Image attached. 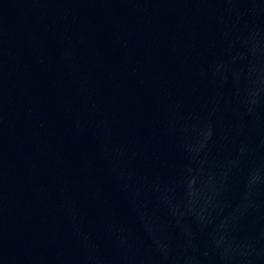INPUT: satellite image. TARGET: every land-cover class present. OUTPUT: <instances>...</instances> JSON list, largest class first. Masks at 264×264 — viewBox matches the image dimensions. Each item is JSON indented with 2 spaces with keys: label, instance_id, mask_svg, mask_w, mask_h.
<instances>
[{
  "label": "water",
  "instance_id": "95a60500",
  "mask_svg": "<svg viewBox=\"0 0 264 264\" xmlns=\"http://www.w3.org/2000/svg\"><path fill=\"white\" fill-rule=\"evenodd\" d=\"M53 264H264V0H109Z\"/></svg>",
  "mask_w": 264,
  "mask_h": 264
}]
</instances>
